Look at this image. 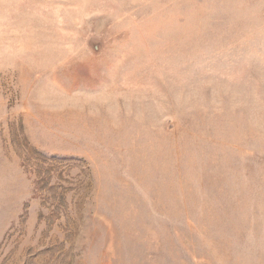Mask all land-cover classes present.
<instances>
[{"label": "rangeland", "instance_id": "374dc122", "mask_svg": "<svg viewBox=\"0 0 264 264\" xmlns=\"http://www.w3.org/2000/svg\"><path fill=\"white\" fill-rule=\"evenodd\" d=\"M0 264H264V0H0Z\"/></svg>", "mask_w": 264, "mask_h": 264}]
</instances>
